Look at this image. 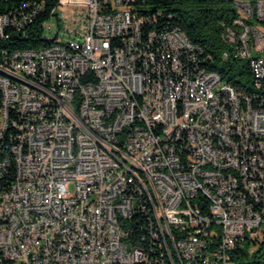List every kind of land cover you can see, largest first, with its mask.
Here are the masks:
<instances>
[{"label":"built area","instance_id":"1","mask_svg":"<svg viewBox=\"0 0 264 264\" xmlns=\"http://www.w3.org/2000/svg\"><path fill=\"white\" fill-rule=\"evenodd\" d=\"M43 2L0 14V39ZM232 5L221 57L248 92L147 0H57L47 45L0 50V264H234L261 238L264 0Z\"/></svg>","mask_w":264,"mask_h":264},{"label":"trees","instance_id":"2","mask_svg":"<svg viewBox=\"0 0 264 264\" xmlns=\"http://www.w3.org/2000/svg\"><path fill=\"white\" fill-rule=\"evenodd\" d=\"M20 1L0 0V14L12 10ZM149 11L161 10L168 27H178L186 37L198 48L197 63L205 68L217 71L224 81L237 86L240 91H249L251 75L247 61L237 59L229 53L227 59H222V52L231 51L230 46L222 39L225 25L236 15L232 0H147ZM44 11L34 17L33 22L21 30H9L6 39H0V50L40 48L47 45V39L41 28V23L49 16L57 0H44ZM167 14H171L167 18ZM9 179L11 178L8 177ZM2 180L6 176L1 177ZM0 179V184L3 183ZM129 226L132 224L129 223ZM261 238H245L232 253L234 264H264V224L261 226ZM252 248V250H250Z\"/></svg>","mask_w":264,"mask_h":264},{"label":"rangeland","instance_id":"3","mask_svg":"<svg viewBox=\"0 0 264 264\" xmlns=\"http://www.w3.org/2000/svg\"><path fill=\"white\" fill-rule=\"evenodd\" d=\"M57 12L58 13H64L65 15V18L67 19L68 21V27H70L71 25V21L70 19L72 18H79L83 12H84V8L82 6H75V5H72V4H68V5H63V6H59L57 8ZM50 25L51 27L48 28L47 26ZM59 27V25L57 24L56 20H55V17H51L49 18L48 20L45 21V28L43 29V34L44 36L47 38V39H52L53 36H54V33H55V30ZM63 31L60 30L59 31V34H58V39L60 37L63 36ZM65 36H63L64 38ZM251 83L249 82V85ZM73 186H74V182L73 181H69L68 183V189L72 192L73 191ZM252 250V248L250 249Z\"/></svg>","mask_w":264,"mask_h":264}]
</instances>
